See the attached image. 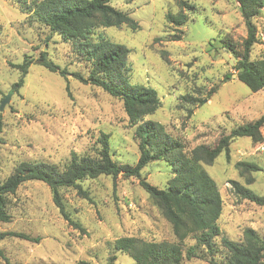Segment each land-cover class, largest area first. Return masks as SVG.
I'll use <instances>...</instances> for the list:
<instances>
[{
  "label": "rangeland",
  "instance_id": "1",
  "mask_svg": "<svg viewBox=\"0 0 264 264\" xmlns=\"http://www.w3.org/2000/svg\"><path fill=\"white\" fill-rule=\"evenodd\" d=\"M111 0L116 8L128 12L139 24L100 28L104 36L127 46L131 51L132 84L157 90L161 106L146 119L159 121L190 150L199 144L214 146L222 135L264 114V90L253 92L234 74L238 59L219 48L218 39L227 35L240 44L247 28L239 5L234 0ZM32 0H0V105L10 95L4 109L2 143H0V178L6 179L22 161H43L60 168L72 152L95 155L101 134L110 135L112 158L121 164L135 165L140 156L136 126H131L123 101L72 75L63 77L38 62H33L21 87L15 84L22 71L14 65L26 57L37 59L42 51L61 68L87 74L70 42L29 12ZM187 14V22L176 25L168 14ZM259 41L253 46L251 59H264V10L254 19ZM231 74L227 78V74ZM213 88L216 91L207 97ZM183 95L207 97L191 104ZM192 109V113H189ZM264 137V126L262 127ZM249 137H238L213 164H203L216 180L223 198L218 220L222 234L215 239L216 259H223L222 236L234 241L243 238L247 227L264 235V206L239 197L231 180L246 183L236 163L254 161L261 170L252 172L255 182L248 185L264 195V150ZM173 177L168 162H150L141 178L116 179L100 176L86 179L83 188L89 197L76 189L63 190L70 224L53 202L52 192L42 181L24 182L8 197L9 222H0V233L23 232L32 239L6 236L0 240L3 264H73L84 259L91 264H135L134 259L114 249L123 236L147 241H176L171 223L159 204L140 185L145 179L166 188ZM186 247L195 243L186 241ZM116 259L112 262V256ZM198 255L183 264H213L212 255L200 247Z\"/></svg>",
  "mask_w": 264,
  "mask_h": 264
},
{
  "label": "trees",
  "instance_id": "2",
  "mask_svg": "<svg viewBox=\"0 0 264 264\" xmlns=\"http://www.w3.org/2000/svg\"><path fill=\"white\" fill-rule=\"evenodd\" d=\"M110 1L32 0L29 12L44 23L51 33L60 35L63 41L72 44L77 57L85 64L87 74L61 68L48 58L47 51H42L39 58L26 57L22 63L14 65L22 71L15 86L23 85L29 67L36 61L65 78L72 75L84 84L99 87L111 96L121 99L130 125L136 126L139 159L135 165L116 162L111 154L110 135L103 132L95 155L72 152L63 168L43 161H22L6 179L0 178V222L11 220L8 197L15 194L24 182L38 180L48 185L53 202L64 219L79 227L66 208L64 189L74 188L83 197L90 199L88 191L82 185L84 180L103 175L114 179L119 175L141 178L145 166L150 162L163 160L170 164L173 173L166 188H160L145 179H140V185L159 204L164 217L172 225L176 241H147L123 236L116 239L114 249L128 253L135 264H183L185 259L199 256L200 247L206 248L212 255L213 264H264V235H260L252 227L244 229L240 241L222 236L226 253L221 260L215 258L219 251L215 239L222 234L218 220L222 214L223 198L216 180L203 166L213 164L223 151L229 152L230 145L238 137H249L254 144L263 142L264 114L257 120L241 124L229 134L222 135L214 146L199 144L186 150L183 140L172 136L164 124L146 119L161 106V99L156 89L131 83V67L128 61L131 50L99 32L100 28L122 25L134 30L139 28L138 22L128 12L114 7ZM234 1L239 5L247 35L240 44L229 36L222 35L218 39L220 47L213 48L214 44L211 43V50L218 52L221 48L233 54L238 59L237 78L253 92H258L264 90V59H251V52L259 41L254 19L264 10V0ZM181 4L194 8L185 0H181ZM168 20L179 26L187 22V14L183 11L178 14L169 13ZM230 75L232 73H228L227 78ZM215 91V88L210 90L207 97ZM207 97L197 99L193 95H183L182 99L194 105L204 102ZM192 112L189 109V113ZM2 132L3 120L0 115V143L3 140ZM236 168L246 178V183L231 180L234 192L243 199L264 206V195H259L248 187L256 180L251 173L261 170V166L254 161L241 160L236 163ZM6 236L32 239L23 232L8 231L0 233V240ZM189 239H194L195 243L186 247ZM2 254L0 250V255ZM111 259L113 262L116 256ZM73 264L91 263L81 259Z\"/></svg>",
  "mask_w": 264,
  "mask_h": 264
},
{
  "label": "water",
  "instance_id": "3",
  "mask_svg": "<svg viewBox=\"0 0 264 264\" xmlns=\"http://www.w3.org/2000/svg\"><path fill=\"white\" fill-rule=\"evenodd\" d=\"M234 76H237V74H234ZM9 99H10V95H8L7 97H5V99L2 101V103L0 105V110L1 111L4 109V106L9 101Z\"/></svg>",
  "mask_w": 264,
  "mask_h": 264
},
{
  "label": "built area",
  "instance_id": "4",
  "mask_svg": "<svg viewBox=\"0 0 264 264\" xmlns=\"http://www.w3.org/2000/svg\"><path fill=\"white\" fill-rule=\"evenodd\" d=\"M257 150H264V141L257 144Z\"/></svg>",
  "mask_w": 264,
  "mask_h": 264
}]
</instances>
